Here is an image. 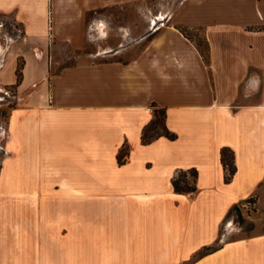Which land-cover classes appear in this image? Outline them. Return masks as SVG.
<instances>
[{
  "label": "crops",
  "instance_id": "obj_1",
  "mask_svg": "<svg viewBox=\"0 0 264 264\" xmlns=\"http://www.w3.org/2000/svg\"><path fill=\"white\" fill-rule=\"evenodd\" d=\"M141 1L0 0L23 27L0 32V85L16 88L0 264H264V232L221 234L264 187V0H186L134 58L62 65L90 14ZM180 26L203 32L208 61ZM159 108L174 139L150 135ZM181 171L195 191L175 190Z\"/></svg>",
  "mask_w": 264,
  "mask_h": 264
},
{
  "label": "rangeland",
  "instance_id": "obj_2",
  "mask_svg": "<svg viewBox=\"0 0 264 264\" xmlns=\"http://www.w3.org/2000/svg\"><path fill=\"white\" fill-rule=\"evenodd\" d=\"M184 1L186 0H143L99 9L98 13L92 14L99 17L97 25H91V14L86 18L84 47L69 51V56H64L62 65L75 63L84 57L91 60L122 61L134 58L153 33L165 25L168 16L177 11ZM22 28L13 20L0 17L1 33L6 30L16 37L21 34ZM186 33L201 49H206L202 31L189 29ZM19 64H22V60H19ZM15 96L14 86L0 85V166L5 155L4 129L10 109L15 105ZM156 116L157 125H154V131L150 135L166 134L164 111L156 109ZM236 205L229 211L221 226L222 239L263 233L264 187L256 195Z\"/></svg>",
  "mask_w": 264,
  "mask_h": 264
},
{
  "label": "trees",
  "instance_id": "obj_3",
  "mask_svg": "<svg viewBox=\"0 0 264 264\" xmlns=\"http://www.w3.org/2000/svg\"><path fill=\"white\" fill-rule=\"evenodd\" d=\"M179 28L181 29V31H183L185 34H187L186 32H187L188 28L182 27V26H180ZM204 42L206 45V49L203 50L200 47L199 48H200L201 53H202L203 57L205 58V60L208 61V59H209V47H208L207 41L205 39H204ZM22 67H23V64H19L17 67V73H16L17 74V84H19L21 79H22ZM145 135H146V132H145ZM166 135L171 139L175 138L174 134L166 133ZM221 157H222V161H223L224 165L226 167H228V169H229V176L226 177V181H229L231 179V175H233V173L235 172V165L233 162V159H234L233 151L228 147H224V148H222V151H221ZM119 160H120V162H122V155L120 156ZM196 171L197 170L195 168L189 170V172L191 173V175L193 177L196 176V174H197ZM173 184H174L176 191H181V192L182 191H185V192L195 191V185L192 181H190L188 179L185 171H181L177 176H175V178L173 179ZM235 207H237V205L234 206L233 208H235ZM212 249H213V247H205L201 253L206 254V253L210 252Z\"/></svg>",
  "mask_w": 264,
  "mask_h": 264
},
{
  "label": "built area",
  "instance_id": "obj_4",
  "mask_svg": "<svg viewBox=\"0 0 264 264\" xmlns=\"http://www.w3.org/2000/svg\"><path fill=\"white\" fill-rule=\"evenodd\" d=\"M5 130V129H4ZM5 137H6V132H5Z\"/></svg>",
  "mask_w": 264,
  "mask_h": 264
}]
</instances>
